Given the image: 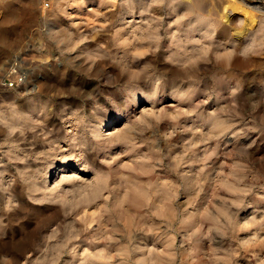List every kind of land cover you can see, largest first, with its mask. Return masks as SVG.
<instances>
[{"label": "rangeland", "instance_id": "rangeland-1", "mask_svg": "<svg viewBox=\"0 0 264 264\" xmlns=\"http://www.w3.org/2000/svg\"><path fill=\"white\" fill-rule=\"evenodd\" d=\"M0 264H264V0H0Z\"/></svg>", "mask_w": 264, "mask_h": 264}, {"label": "bare ground", "instance_id": "bare-ground-1", "mask_svg": "<svg viewBox=\"0 0 264 264\" xmlns=\"http://www.w3.org/2000/svg\"><path fill=\"white\" fill-rule=\"evenodd\" d=\"M232 4H233V3H232ZM226 5H227V4H226ZM224 6H225V5H224ZM232 6H234V5H231V7H232ZM194 9H195V8H194ZM220 9H221V8H220ZM230 9H232V8H230ZM233 9H234V8H233ZM236 9H237V7H236ZM223 10H224V9H223ZM239 10H240V9H239ZM241 10H242V9H241ZM198 11H199V10H198ZM191 12H192V11H191ZM202 12H204V11L202 10ZM218 12H219V11H218ZM221 12H222V11H221ZM197 13H198V12H197ZM222 13H223V12H222ZM217 14H218V13H217ZM157 15H158V14H157ZM185 15H186V14H185ZM196 15H197V14H196ZM218 15H219V14H218ZM221 15H222V14H221ZM193 16H194V15H193ZM223 16H224V15H223ZM189 17H190V16H189ZM209 17H210V16H209ZM192 19H193V18H192ZM195 19H196V17H195ZM205 19H206V18H205ZM252 20H253V19H252ZM219 22H220V21H219ZM205 24H206V23H205ZM193 25H194V24H193ZM218 26H219V25H218ZM220 26H221V25H220ZM187 27H188V26H187ZM190 27H191V26H190ZM225 33H226V32H225ZM230 34H231V33H230ZM220 37H221V36H220ZM175 40H176V39H175ZM223 41H224V40H223ZM154 46H156V45H154ZM136 47H137V49H138L139 46H136ZM178 47H179V46H178ZM178 47H177V48H178ZM192 47H193V46H192ZM139 49H141V48H139ZM151 49H152V48H151ZM180 49H181V48H180ZM190 49H191V48H190ZM195 49H196V48H195ZM180 51H181V50H180ZM184 51H185V50H184ZM174 54H175V53H174ZM174 54H173V55H174ZM178 54H179V53H178ZM191 54H192V53H191ZM180 55H181V54H180ZM181 56H183V55H181ZM184 56H185V55H184ZM188 56H189V55H188ZM195 56H196V55H195ZM195 56H194V57H195ZM192 57H193V56H192ZM183 59H184V58H183ZM192 59H193V58H192ZM130 60H131V59H130ZM145 60H146V59H145ZM125 61H126V59H125ZM178 61H179V60H178ZM126 62H127V61H126ZM148 63H149V62H148ZM149 64H150V63H149ZM178 65H179V64H178ZM176 67H177V66H176ZM121 68H122V67H121ZM142 68H143V67H142ZM177 68H178V67H177ZM177 68H176V69H177ZM132 69H133V68H132ZM140 70H141V69H140ZM174 70H175V69H174ZM185 70H186V69H185ZM131 71H132V70H131ZM133 72H136V71L133 70ZM138 72H139V71H138ZM183 73H184V72H183ZM135 74H136V73H135ZM173 74H174V73H173ZM179 74H180V73H179ZM189 76H190V75H189ZM135 77H136V76H135ZM171 77H172V76H171ZM171 77H170V78H171ZM139 78H140V77H139ZM114 79H115V78H114ZM129 79H130V78H129ZM133 79H134V78H133ZM112 81H113V80H112ZM154 84H155V83H154ZM136 85H137V84H136ZM145 85H146V84H145ZM133 86H134V85H133ZM161 88H162V87H161ZM157 91H158V90H157ZM141 97H142V96H141ZM147 97H148V96H147ZM139 98H140V97H139ZM139 98L134 99V103L136 102L135 104H133V107H134V108L136 107V105H137L139 102L142 101V98H140V99H139ZM160 98H161V97H160ZM195 102H197V101H195ZM133 107H132V108H133ZM109 116H110V115H109ZM109 123H111L110 126L108 125ZM101 126H105V128H102L101 131H102V130H104V131H106V130H111L112 128L115 129V127H116V119H115V116H110V118L108 119L107 123L102 124ZM120 139H121V138H119V140H120ZM110 141H112V140H110ZM110 141H109V143H111ZM101 142H102V141H101ZM112 144H113V143H112ZM110 145H111V144H110ZM60 166H62V165H60ZM60 166L57 165V167H56V171H58V172H57V175H58V174L60 173V171H61V170H60V168H61Z\"/></svg>", "mask_w": 264, "mask_h": 264}, {"label": "built area", "instance_id": "built-area-1", "mask_svg": "<svg viewBox=\"0 0 264 264\" xmlns=\"http://www.w3.org/2000/svg\"><path fill=\"white\" fill-rule=\"evenodd\" d=\"M49 1V0H42ZM23 74L20 71L19 66L14 64V66L9 70L7 76L4 78L2 85L6 88H16L19 87L23 83Z\"/></svg>", "mask_w": 264, "mask_h": 264}]
</instances>
